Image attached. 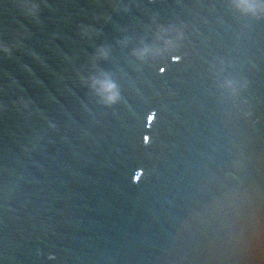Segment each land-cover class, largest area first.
<instances>
[{"label": "water", "instance_id": "1", "mask_svg": "<svg viewBox=\"0 0 264 264\" xmlns=\"http://www.w3.org/2000/svg\"><path fill=\"white\" fill-rule=\"evenodd\" d=\"M0 264H264V0H0Z\"/></svg>", "mask_w": 264, "mask_h": 264}]
</instances>
